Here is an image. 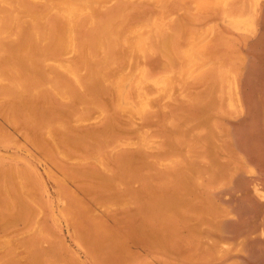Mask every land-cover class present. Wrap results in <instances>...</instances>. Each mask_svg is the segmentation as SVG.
<instances>
[{"label": "rangeland", "instance_id": "1", "mask_svg": "<svg viewBox=\"0 0 264 264\" xmlns=\"http://www.w3.org/2000/svg\"><path fill=\"white\" fill-rule=\"evenodd\" d=\"M0 264H264V0H0Z\"/></svg>", "mask_w": 264, "mask_h": 264}]
</instances>
